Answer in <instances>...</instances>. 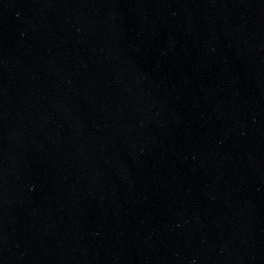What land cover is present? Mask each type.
I'll list each match as a JSON object with an SVG mask.
<instances>
[{"label":"water","instance_id":"water-1","mask_svg":"<svg viewBox=\"0 0 264 264\" xmlns=\"http://www.w3.org/2000/svg\"><path fill=\"white\" fill-rule=\"evenodd\" d=\"M0 264H264V0H0Z\"/></svg>","mask_w":264,"mask_h":264}]
</instances>
